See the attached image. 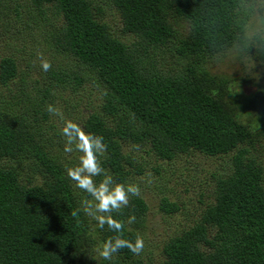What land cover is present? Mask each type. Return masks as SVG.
Masks as SVG:
<instances>
[{
	"label": "trees",
	"instance_id": "1",
	"mask_svg": "<svg viewBox=\"0 0 264 264\" xmlns=\"http://www.w3.org/2000/svg\"><path fill=\"white\" fill-rule=\"evenodd\" d=\"M98 1L0 0L1 13L13 10L17 19L24 3L36 22L14 29L29 51L21 69L18 57L0 55V264H144L145 243L139 254L125 248L109 260L93 258L92 248L115 233L94 226L83 211L88 194L67 175L75 160L61 159L43 127L56 93L84 82L98 85L101 103L80 126L103 136L99 159L116 182L142 176L151 157L199 153L230 162L201 181L197 200L159 196L165 216L187 215L190 207L195 214L164 238L158 264H264V164L251 151L264 131L238 117V110L264 113V31L245 33L254 6L246 0H110L122 24L118 34ZM178 20L187 27H177ZM168 45L178 60L165 67L155 56ZM234 45L241 58L237 79L253 88L243 103L232 79L206 67L209 57ZM36 47L49 51L47 72L44 59H35ZM130 143L144 146L142 160L125 150ZM147 212L146 200L135 195L112 215L124 222L125 238L145 242ZM130 214L135 223H127Z\"/></svg>",
	"mask_w": 264,
	"mask_h": 264
},
{
	"label": "rangeland",
	"instance_id": "2",
	"mask_svg": "<svg viewBox=\"0 0 264 264\" xmlns=\"http://www.w3.org/2000/svg\"><path fill=\"white\" fill-rule=\"evenodd\" d=\"M17 1L19 2V0ZM246 2L247 4H251L254 7L253 15L246 24L245 33L250 35L259 30L264 31V0H246ZM98 3L102 10V18L109 24L114 32L120 34L122 32V24L120 17L115 11L111 1L100 0ZM25 9L26 7L23 3V7H21L19 17L17 19H13L15 14L13 10L8 11V13L0 12V55L11 54L18 57L17 59L19 69H21L25 64V61L29 59V51H27V48L23 49L26 47V44L22 41V39H20V34H16V32L25 30L24 27L26 26L27 22H29L32 26H35L36 23L33 22V18L28 19ZM0 10H2V8H0ZM4 20L9 21L8 25H11L8 26L9 28L7 29V26L3 23ZM11 20L12 24H10ZM35 21L40 23L43 22V24H46L47 22L46 19ZM177 23L178 25L175 24L177 27H179V25L184 27V29L187 27L186 23L183 21L178 20ZM47 26H49V24H47ZM14 29L17 31L15 32ZM162 50V53L160 52L157 56H155L158 60V64L162 62V65L165 67L174 65L178 60V55L171 50L169 45L168 47L164 46ZM39 55L41 57L38 62L41 59L47 61L49 51L47 49L43 51L36 47L35 59ZM58 58L60 59V57ZM240 61L241 58H239V51L234 45L222 53H218L209 57L206 67L213 74L226 76L228 79H232L231 81H233V83L231 89H234V93L238 96L239 100L244 102L253 92V88L251 86L242 84L237 79V76H239L241 72ZM262 67L263 69L260 70V73L263 72L264 76V63ZM31 74L36 76L38 73H34L32 71ZM249 88L251 91L248 90ZM231 95L233 97V94ZM54 103L55 107L59 109L61 115L51 113L48 122L52 123L53 126L50 129H47L48 122H44L43 127L46 130V135L50 137L54 151L58 155L60 154V157L63 161L74 159V163L77 164L79 153L75 150L71 153H66L64 151L66 139L62 134V128L65 121L68 120L81 125L82 120L91 111H97L99 109L101 103L100 88L94 82H84L76 90L68 89L62 91L61 93H56ZM238 114V117L242 122H251L252 124L261 127L264 131V113L256 112L254 110H238ZM55 130L57 132H55ZM143 147L130 143L126 146L125 150L130 152L131 155L134 154L138 159L142 160L140 155L144 154ZM251 151L258 158H260L264 164V137L261 139V141L255 144L254 149ZM144 157L146 158L147 156L144 155ZM151 159L147 158V161H145L146 173H144L142 176L132 178L126 183L137 185L139 187L138 195L144 198L148 203L145 227L147 240H145L144 243L150 247L146 249V253L143 255L144 264H158V252L164 238L172 230H178L181 228V226L186 225L187 215L191 217L195 214V209L190 207L188 209L187 215H184L185 213H177L174 216H165L158 210L157 204L159 196L166 193L170 197L185 196L184 198H186L187 195H191L195 198V200H197L199 197L198 193L205 188L201 185V181L208 177L209 172L215 171L217 169H226L230 163L227 161V157L222 159L204 156L199 153H190L188 155L183 154L170 161L155 160L153 157H151ZM152 165L159 167L158 170L156 171V169H151ZM185 185L189 188V193L185 190ZM88 199H90V197L86 196V200ZM92 220L95 226L96 222L93 217ZM100 246L101 245L99 244L97 247L92 248L93 258L95 260L102 258L97 251Z\"/></svg>",
	"mask_w": 264,
	"mask_h": 264
},
{
	"label": "clouds",
	"instance_id": "3",
	"mask_svg": "<svg viewBox=\"0 0 264 264\" xmlns=\"http://www.w3.org/2000/svg\"><path fill=\"white\" fill-rule=\"evenodd\" d=\"M50 67L48 61L41 62L43 71L47 72ZM47 111L61 115L59 109L53 105H48ZM62 134L66 139L64 151L71 153L75 150L79 153L78 163L67 169V175L75 182L77 188L82 189L90 197L83 202V211L94 218L98 228L104 229L107 225V228L115 233L102 242L97 249L98 254L105 260L111 259L113 254L125 248L139 254L144 248L143 238L139 236L134 240L125 238L124 222L112 215L129 205L130 196L138 195L139 187L132 183H118L106 172L99 159L106 151L103 136L85 131L71 120L65 121ZM135 222V214H130L127 223Z\"/></svg>",
	"mask_w": 264,
	"mask_h": 264
}]
</instances>
